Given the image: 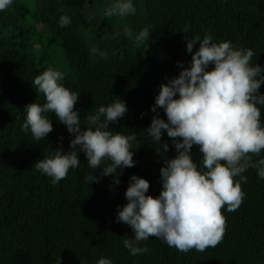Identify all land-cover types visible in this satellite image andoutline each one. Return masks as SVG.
Returning <instances> with one entry per match:
<instances>
[{
  "label": "trees",
  "instance_id": "16d2710c",
  "mask_svg": "<svg viewBox=\"0 0 264 264\" xmlns=\"http://www.w3.org/2000/svg\"><path fill=\"white\" fill-rule=\"evenodd\" d=\"M110 3L13 0L0 12V264H55L57 257L62 264H96L102 257L112 264H264V179L255 168L243 173L247 181L241 183L239 208L221 209L225 229L214 248L181 252L149 236L138 245L148 251L134 256L123 245L133 238L132 229L115 219L116 206L127 203L130 176L146 179V195L155 197L161 190L159 169L164 159L174 157L166 133L161 143H168V151L158 153L160 146L150 143L143 129L155 115L150 107L159 85L178 75V62L187 67L191 61L185 26H190L189 37H203L206 29L214 42L252 49L251 63L264 66V0H133L136 13L125 18L106 17ZM61 15L71 19L69 26H59ZM144 28L149 37L137 44L134 37ZM125 29L133 38L124 35ZM93 47L98 52L92 53ZM47 68L61 71L64 86L80 93L74 109L82 128L85 116L115 97L126 103L127 113L110 123V130L135 134V166L123 170L118 184L111 174L89 167L83 153L79 167L57 183L35 169L34 163L52 150L67 151L73 138L53 112L45 114L53 125L45 140L37 142L21 130L25 106L45 102L32 81ZM259 92L264 94V84ZM157 111L166 120L163 110ZM261 116L264 122V109ZM191 153L202 166L199 146ZM249 155L258 161L264 150ZM108 163L105 159L101 167ZM95 175L98 182H91Z\"/></svg>",
  "mask_w": 264,
  "mask_h": 264
},
{
  "label": "clouds",
  "instance_id": "9594fccd",
  "mask_svg": "<svg viewBox=\"0 0 264 264\" xmlns=\"http://www.w3.org/2000/svg\"><path fill=\"white\" fill-rule=\"evenodd\" d=\"M12 3L13 0H0V12ZM135 13L133 0H111L105 9L106 17L125 18ZM71 22L67 15H61L58 24L66 27ZM189 30L186 25L182 32L191 61L187 67L178 62L182 69L178 75L159 85L150 107L155 115L143 129L147 140L160 146L158 153L168 151V143H161L165 133L174 146V157L164 159L159 169L161 190L155 197L146 195L149 182L133 174L124 194L127 203L116 206V221L125 223L134 233L133 238L123 241L134 256L148 251L138 245L149 236L181 252L216 247L225 229L221 209L226 205L227 211H235L243 201L241 183L247 181L243 173L249 167L255 168L258 177L264 179V158L253 161L249 155L259 156L264 150V94L259 92L264 84V66L251 63L252 49L236 47L230 41L214 42L206 29L203 37H189ZM149 34V29L144 28L134 40L137 44L146 42ZM119 35L115 33L114 38ZM124 35L133 38L128 29ZM194 45H198L195 51ZM91 52L98 49L93 47ZM63 80L61 71L47 68L32 81L45 102L25 106L21 130L30 131L37 142L45 140L53 131L52 120L45 114L53 112L73 137L67 151L62 147L52 150L34 163L35 169L57 183L66 178L69 169L79 167V154L83 153L89 167L100 169L103 176L111 174L113 183L118 184L123 170L135 166V134L110 130V123L127 113L126 103L115 97L107 106L85 116L87 125L82 128L79 109H74L80 93L66 88ZM158 109L163 110L166 120ZM58 139L62 141L63 137ZM194 145L199 146L202 166L193 161ZM105 159L110 163L101 167ZM93 181L98 182L96 175ZM55 264H62L59 257ZM96 264L112 261L102 257Z\"/></svg>",
  "mask_w": 264,
  "mask_h": 264
}]
</instances>
